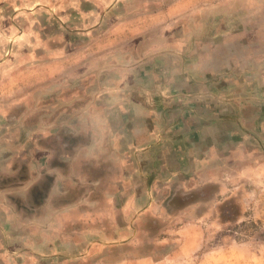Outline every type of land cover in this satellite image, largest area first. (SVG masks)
Wrapping results in <instances>:
<instances>
[{"label": "rangeland", "instance_id": "obj_1", "mask_svg": "<svg viewBox=\"0 0 264 264\" xmlns=\"http://www.w3.org/2000/svg\"><path fill=\"white\" fill-rule=\"evenodd\" d=\"M260 29L264 0H0V264H264V51L195 53Z\"/></svg>", "mask_w": 264, "mask_h": 264}, {"label": "crops", "instance_id": "obj_2", "mask_svg": "<svg viewBox=\"0 0 264 264\" xmlns=\"http://www.w3.org/2000/svg\"><path fill=\"white\" fill-rule=\"evenodd\" d=\"M88 1H93V0H88ZM262 33L263 32L261 29L256 30L254 32L252 37L255 39V42H252L253 45H249V39L248 37H245L246 33H244L242 34V36H240L241 38H239L238 36L239 39L236 40L237 41L236 48L229 46V43H234V42L228 39L229 37L228 35H223L222 38L216 39V41L219 42L220 46H214L215 41H213L212 43L207 44L208 46L206 47L203 54H201V51L195 50L197 59L201 60L200 63L201 67L202 65L204 67V70L202 72L200 71L199 73L205 76H209L211 73L215 74L220 72V70L225 72L224 70L230 67H234L235 70L240 69V67L237 64H241V66L246 65V62L248 61L249 58H253L254 63L257 64L255 59L258 58L257 56L260 55V52L262 53L264 51L263 49L264 42H263ZM238 48L240 49L238 50ZM211 115L210 112L208 111L207 113H205L206 118H211ZM223 117L227 118V115L218 116V118H223ZM223 121L224 120H222V122ZM110 123L112 124L113 122ZM136 131L138 130L132 128L130 134H133ZM113 183H117V182L114 181Z\"/></svg>", "mask_w": 264, "mask_h": 264}]
</instances>
